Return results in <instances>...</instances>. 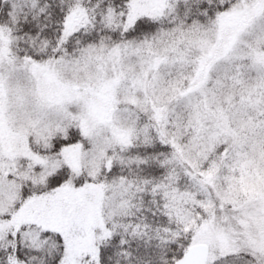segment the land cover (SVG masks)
I'll list each match as a JSON object with an SVG mask.
<instances>
[{
	"label": "snow or ice",
	"instance_id": "1",
	"mask_svg": "<svg viewBox=\"0 0 264 264\" xmlns=\"http://www.w3.org/2000/svg\"><path fill=\"white\" fill-rule=\"evenodd\" d=\"M0 264H264V0H0Z\"/></svg>",
	"mask_w": 264,
	"mask_h": 264
}]
</instances>
